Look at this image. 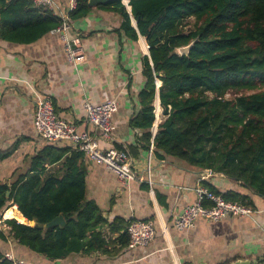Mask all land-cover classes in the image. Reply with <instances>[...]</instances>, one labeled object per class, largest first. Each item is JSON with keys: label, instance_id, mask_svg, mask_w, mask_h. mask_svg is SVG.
<instances>
[{"label": "trees", "instance_id": "16d2710c", "mask_svg": "<svg viewBox=\"0 0 264 264\" xmlns=\"http://www.w3.org/2000/svg\"><path fill=\"white\" fill-rule=\"evenodd\" d=\"M89 0H76L72 20L88 14ZM139 31L147 37L153 65L148 63L150 101L162 81L160 99L167 119L154 139L160 158L222 173L264 197V0H129ZM124 17L130 37L137 32L122 0L105 5ZM62 22L59 15L31 0H0V35L34 41ZM193 43L187 54L179 49ZM233 93V97L227 94ZM154 106L148 105L134 124L150 129ZM150 146V133L147 134ZM11 151H0V160ZM84 153L46 144L33 158L32 172L9 186L0 184V214L10 202L35 225L7 218L0 239L13 237L50 259L96 251L110 256L129 246L130 220L109 222L87 196ZM59 164L45 174L46 165ZM228 201L254 208L239 192H220ZM11 194L8 195V191ZM59 215L65 225L45 227ZM119 232L109 240L104 226ZM0 264H10L0 251Z\"/></svg>", "mask_w": 264, "mask_h": 264}, {"label": "crops", "instance_id": "0c3cea01", "mask_svg": "<svg viewBox=\"0 0 264 264\" xmlns=\"http://www.w3.org/2000/svg\"><path fill=\"white\" fill-rule=\"evenodd\" d=\"M54 2L57 15L66 13L70 6V0ZM122 2L131 15L137 37H130L119 12L106 4L90 5L88 14L75 19L70 30L71 37L81 39L83 58L76 63L68 59L61 36L52 31L30 42L0 35V151H11L0 160V184L11 186L32 172L34 156L46 145L34 125L32 85L51 96L57 114L74 122L78 132L93 129L86 121V101L98 105L117 98L113 138L99 139L100 145L128 150L135 159L138 174L147 177L149 148L167 115L161 105L162 81L158 73L154 74L156 88L150 101L147 74L148 63L153 65L150 47L132 16L129 0ZM148 105L154 106L155 119L152 127L145 129L135 125L134 120ZM52 144L75 149L71 142ZM154 154L152 186L142 180L123 184L106 167L83 159L88 198L97 202L109 222L119 218L152 221L157 235L148 245L126 246L113 256L96 251L50 259L8 237L7 241L0 239V251L5 253L13 248L27 264H229L237 260L264 264V197L222 173L210 174L177 158H160L156 151ZM59 166L47 164L45 174L53 173ZM205 182L220 192L243 193L253 202V214L227 216L219 221L199 217L193 228L179 230L174 215L197 200L195 187L205 186ZM13 205L10 202L9 206ZM35 223L27 219L25 224ZM103 230L109 240L120 234L111 232L109 224Z\"/></svg>", "mask_w": 264, "mask_h": 264}, {"label": "built area", "instance_id": "2783aa9c", "mask_svg": "<svg viewBox=\"0 0 264 264\" xmlns=\"http://www.w3.org/2000/svg\"><path fill=\"white\" fill-rule=\"evenodd\" d=\"M31 1L53 11L54 14L57 12L54 0ZM75 7L76 0H70L67 12L59 14L62 18L61 24L51 30L61 36L64 50L72 63H76L83 58L80 37L70 36L74 20L69 16V11ZM31 90L32 100L35 104L34 125L38 136L44 143L71 142L75 149L84 153L85 158L112 171L123 184H129L134 180H142L152 186L151 160L155 155L153 144L149 148L146 178L138 174L135 159L128 150L116 147L104 148L100 145L99 139L113 138V116L119 106L117 98H109L98 105L86 101V121L93 129L92 131L78 132L74 122L57 114L50 95L43 94L33 85ZM195 192L197 200L186 206L181 213L174 215V224L179 230L193 228L199 217L219 221L227 216H251L253 214L251 207L240 202L228 201L222 194H218L206 186L199 185L195 187ZM6 219L5 215L0 217V225L6 226ZM128 233L130 236L129 247L135 248L152 242L157 235V229L152 221L131 218ZM4 259L10 264H27L25 259L14 252L13 248L5 251Z\"/></svg>", "mask_w": 264, "mask_h": 264}, {"label": "water", "instance_id": "95a60500", "mask_svg": "<svg viewBox=\"0 0 264 264\" xmlns=\"http://www.w3.org/2000/svg\"><path fill=\"white\" fill-rule=\"evenodd\" d=\"M112 0H89L88 3L91 6H95V5H99V4H107ZM193 43L189 44L188 46L182 47L179 49L180 54H187L190 50V48L192 47ZM159 75V74H158ZM157 75V76H158ZM205 172L208 173H214L215 171L211 170V169H204ZM10 194V192H8V195ZM66 221L63 217V215H59L56 218H54L52 221L48 222L45 224V227H51L53 225H65ZM248 260H237L233 263H229V264H248Z\"/></svg>", "mask_w": 264, "mask_h": 264}, {"label": "bare ground", "instance_id": "6f19581e", "mask_svg": "<svg viewBox=\"0 0 264 264\" xmlns=\"http://www.w3.org/2000/svg\"><path fill=\"white\" fill-rule=\"evenodd\" d=\"M159 108V107H158ZM160 110V109H159ZM160 119V118H159ZM12 207H15L17 209L16 206H12ZM15 215H17L16 217L23 223H26L27 222V218L22 214V213H16V211L12 210V209H8V210H5V217L6 218H12L14 217ZM15 217V218H16ZM16 218V219H17ZM18 220V221H19Z\"/></svg>", "mask_w": 264, "mask_h": 264}, {"label": "rangeland", "instance_id": "374dc122", "mask_svg": "<svg viewBox=\"0 0 264 264\" xmlns=\"http://www.w3.org/2000/svg\"><path fill=\"white\" fill-rule=\"evenodd\" d=\"M233 96H234L233 93L227 94V97H233ZM13 206H14V205H13ZM8 209H12V210L16 211V213H21V212L18 210V208L16 209L15 207H12V206H9V208H7V210H8ZM5 210H6V209H4L3 212L0 214V217H3V216L5 215ZM16 216H17V215H15V216L12 217V218L16 219V218H17ZM15 217H16V218H15ZM16 220L18 221L19 219L17 218ZM18 222H21V221L19 220ZM1 226H2V228L5 230V232L8 233V229H9V227H8L7 225L4 226L3 224H2ZM6 230H7V231H6ZM14 252L17 254L16 251H14Z\"/></svg>", "mask_w": 264, "mask_h": 264}]
</instances>
